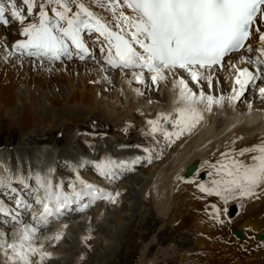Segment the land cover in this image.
I'll return each instance as SVG.
<instances>
[{"label": "snow or ice", "instance_id": "6c2138e0", "mask_svg": "<svg viewBox=\"0 0 264 264\" xmlns=\"http://www.w3.org/2000/svg\"><path fill=\"white\" fill-rule=\"evenodd\" d=\"M20 4L0 0V25L11 21L21 25L23 39L13 45L10 56L30 59L40 67L74 58L84 61L95 58L86 40L95 37L109 69L130 70L137 83H145L147 78L157 86L173 77V90L178 89L174 104L178 106L173 113L148 121L150 134L155 137L161 133L169 144L191 134L204 119V112L210 113L214 105L224 106V96L206 94L202 87L196 92L189 85L207 81L211 88L213 73L226 66L232 79V94L227 97L230 104L250 89L264 99V0H20ZM254 35L258 36L255 49L248 43ZM240 65H249L254 71ZM161 121L174 130L163 128ZM148 160L151 163V155ZM205 163L212 179L196 187L206 196L219 198L221 204H213L210 215L222 226L233 222L228 207L231 202H240L243 207L244 200L264 196V141L229 148L214 162ZM94 167L99 175L114 179L116 169L125 168L126 163L107 158ZM35 180L37 187L29 195L35 193V204L40 206L39 214H32L37 224L17 219L19 212L12 216L20 227L18 239H0L6 264H32L31 257L36 255L40 264L50 258L42 246L33 243L39 228L47 226L50 218L65 211H84L101 199L115 203L111 193L79 175L81 188L77 191L72 184L70 193L46 178L36 176ZM19 182L28 187L22 179ZM0 187L8 185L0 179ZM11 191L16 193L15 188ZM74 204L78 205L75 209ZM16 206L24 211L33 208L24 199H17ZM0 213L10 214L2 202ZM54 238L59 241L62 236L58 233Z\"/></svg>", "mask_w": 264, "mask_h": 264}, {"label": "bare ground", "instance_id": "6f19581e", "mask_svg": "<svg viewBox=\"0 0 264 264\" xmlns=\"http://www.w3.org/2000/svg\"><path fill=\"white\" fill-rule=\"evenodd\" d=\"M105 15H107V13H105ZM4 28H8V31H5ZM20 32L21 25L16 21H14L12 25L10 23L8 25H0V40L5 41L2 43L0 42V49L4 51V44L6 43L7 50L11 52L13 50V45L17 42V40L23 39V37L20 35ZM89 39L92 40H88V37H86V40L91 41V43H89L88 41L87 42L91 47L90 51L95 54L96 59L94 58L93 60L87 61L78 60V62H81L79 68L82 71L80 72L81 81L78 82L79 85L76 83L78 79L77 76H71V74L67 73V70H70L71 73H75V71H77L76 66H78V62L76 61L66 63L65 60L63 63L54 64L48 67H40L37 66L36 63H33L30 59H24L23 61H21L17 59V56H10L9 53L7 55H2L3 58L0 59V104L7 108L11 107L13 105V102H15L14 97H19L16 95V88H19L21 85L26 86V83H29V86L30 84H33L32 89L27 91L29 92V100L27 102L28 104L31 103L35 100V93L33 92V89L36 88V86L33 87L34 84L38 82V84H36L38 85L37 88L42 89V81L50 79V85L46 84L49 87H51L53 84H58L62 88H65V86L68 85L70 95L66 101L67 108H65L68 109L67 112L72 113V117L69 115L67 118V113L60 114L61 118L64 119L66 117V120H73L74 118L75 120L77 118L82 119V116H84V114L82 116H79L77 115L78 111L79 114H81L82 112H88L89 115H93L94 107H96L99 102H104L105 112H103V114L111 113L114 115V112L116 111V113L118 114H115V116H117V119L115 120L119 121H124L128 118L131 119L133 115L134 118H139L140 115L138 112L135 113V110L139 111L141 109L148 113L149 120H156L158 115L162 113H173L174 107L178 106L174 104L178 89L173 90V77L169 76L166 82L160 83L158 86L152 85L150 79L147 78L145 80V83H137L133 78L130 70L121 71L120 69H109L108 66L104 64L103 56L99 51V45L96 42L95 37ZM253 39L254 36L251 40L248 41V43H251ZM252 43L253 48L255 49V42L253 41ZM83 70H86L85 73H83ZM53 71H61V76L58 75L57 77H55L52 74ZM108 71L111 72L108 73ZM90 72H92L93 74L90 75ZM99 82H103V84L106 83L111 86L110 88H106L108 90L105 89L110 93L108 96L106 94H101V91L105 87L103 86V89L101 90L98 89V85H100ZM219 84L220 86L218 87ZM189 86L196 92H199L200 88L202 87L206 94H210L216 97L224 96V106L220 107L214 105L210 113L204 112V119L195 129L192 130L191 134L185 133L180 137V139H176L180 140L181 145L176 149L175 156L170 159L165 166H162L160 170L157 171V169L155 168L154 171L151 170V175L153 178H155L154 183L151 184V187L153 188V201L157 204V206L154 205L157 209L156 211L166 220L170 219L169 214H174V218L172 217L173 219L171 221L172 225L175 227L174 229L176 230L182 229L184 228V225H190L191 223H193L197 228V235L194 237H192V235L187 231L186 233L183 232L185 234H188L189 237L193 240L194 246L197 245L198 248H194L197 250V255H177L179 258V262L181 263L264 264V196H261L259 199H257V202H261V204L258 205V203L253 202L255 206H253V208L248 211L244 209V206H234L230 203L228 205L229 216L233 218V222L231 224L226 223L222 226L221 224H215V219H213L210 215L212 210L208 211L206 215L205 209L203 207L204 205L200 203L201 200L199 202L197 199L191 197L194 192L191 189H188L187 182L190 180L196 182L193 185V188H196V184L198 182L204 184L206 183L207 185L212 178L208 175V171L210 169L205 163L206 161L214 162L217 158H219L221 152L226 151L229 148L241 149L249 147L251 145L259 144L261 143V141H264V99H261L259 97L258 92L255 89H250L248 92H251V94H248L247 92L245 96L242 97L239 101L232 102L230 104L227 100V97L232 94V80L230 73H224V69L213 73V82L211 88L208 87L207 81H202L199 86L196 84H190ZM105 90H103L104 93L106 92ZM137 90H139V93L137 92ZM246 95L248 98L246 97ZM250 101L252 102L250 103ZM18 102L22 104L21 106H19L21 107L19 111L12 109L6 110V112L8 111L9 114H16V116H18L17 123L19 125V129L23 134H26V131H28L32 127L42 126L43 128L46 127V129H49V123L52 124L53 122H56V118L52 116L53 114H47L45 118L42 119H36L32 117L27 104L23 103V101L21 100ZM255 102L260 103L261 106H259V104L256 105ZM24 104L26 105V107H24ZM52 104V106H54L53 108L55 109L58 107L61 108V104L57 101L56 97H53ZM117 104L121 105V107L118 106L119 109H117L118 107L116 108ZM249 105H251V107H249ZM2 112L4 111L0 110V116L2 115ZM11 116L9 115V117ZM128 122L133 123L135 122V120L132 119ZM161 124L163 128L169 131L174 130L172 129L171 124L169 125L170 127H168V124H165L163 121H161ZM159 135H161V133L159 132L155 134V136ZM233 140H235V144H232ZM91 141H94V139L92 138ZM67 143L68 145L70 144L69 141ZM109 147L111 151H114V146L110 144ZM164 147L166 149L169 148L167 145H164ZM67 153L68 157L70 158H72V155H74L70 151H68ZM123 153L126 155L122 160H119V162H125L126 167L122 169H116V172L118 173L116 178L125 174L129 175L134 171V169L137 171V168L135 166L141 165V163L148 160V156H146L145 154L140 153L134 154L133 156H127L129 154L128 152ZM9 154H0V163L3 165L4 169L3 174H0V179H2L8 186H14L17 191L20 190L22 194L23 192L26 194L29 189L33 190L37 187L35 180L36 176L43 175V178L51 181H53L54 179L59 180L62 186L65 187L70 181V170L80 173L79 169H81L84 165L88 168L91 166L92 168L96 163L108 158L98 153L97 155L99 156L94 157V159H98L97 161H95L94 159L89 161V158L86 157L87 160L82 161L81 159L80 162L73 164L74 166L71 169L69 167L70 165L72 166V163H70V165L66 164V166L61 168L60 170H58L59 167L56 164L57 161H52L51 168L49 167V170L48 168L47 170L41 171L39 169V172H37L34 177H29L28 183H31V185H28L24 181L28 185V187L25 188L24 184L18 182L22 179V176L20 175L17 167H14V169L10 171L8 168L10 165L6 166V161L10 158H13L12 154L11 157L8 156ZM14 158L18 159L17 157ZM74 159L72 162H74ZM47 171L48 173L45 174ZM66 173L68 174V176L65 175ZM48 174L50 175L48 176ZM181 174L182 179L180 177ZM96 175H99L98 172L96 173ZM99 176L103 177L101 175ZM49 177L51 178L49 179ZM114 179L112 180L114 181ZM130 179H132V181L134 182L136 181L134 177ZM158 179L160 181H158ZM180 179L181 181H179ZM22 180H25V178L23 177ZM95 182L102 184L103 181L95 180ZM89 183L92 184L91 182ZM115 185L116 184H114L113 186L107 185V187L109 189H113ZM123 187L125 186L123 185ZM3 190L8 189L7 187H0V197L8 199L11 194L7 193L6 195H4ZM65 191L70 193L72 190L66 189ZM106 192H108V190ZM181 193L186 194L188 205L192 208L193 214H195L190 215V217L186 220L185 218L189 215L187 214V212L181 214L177 213V210H179L181 206H184L183 200L177 202L176 204H173V201H175L176 197ZM26 196H29V194H27ZM210 198L216 204H221L219 198L215 196H210ZM84 202L87 201H83L82 203ZM96 204L97 201L90 206L93 207L96 206ZM77 207L78 205H72L73 209ZM125 208L127 207L125 206ZM80 212L82 211H65L63 215H60L58 218H54L55 221L52 220V223L48 227H40L39 231L35 234L33 243L38 247L42 246L43 248H50L51 245L60 242L62 239H65L62 238L57 241L54 237L58 233L61 234V236L63 235L62 227H64L65 225H75V222L77 224L78 220H75L74 222L70 221L71 219H73V217L70 215ZM238 212L239 215H237ZM82 215L85 218L89 217L90 215H92V217L95 216L93 214V209L86 211V213L84 214L81 213V215L76 214V218L80 219V217L82 218ZM17 219L23 220L24 223L33 225L37 224L36 221L29 219L25 215H19ZM207 219L210 220L208 224L204 223V221ZM89 221H91V219ZM78 223V225H84L88 222L80 221ZM1 224L3 225V228ZM58 226H60V228ZM19 227L20 226L15 224L13 220H8L4 215L0 213V234H3L5 232V239H7L9 242L14 239H18L16 233L18 232ZM246 227H249L250 229H247ZM102 228H104V232H106V227ZM68 231L69 229L67 230V232ZM191 233L193 234L194 232ZM160 253V257L155 256L153 259H147L146 251L143 250L138 264H154L159 258H165L167 256L166 251H160ZM2 254L3 250H0V258Z\"/></svg>", "mask_w": 264, "mask_h": 264}, {"label": "rangeland", "instance_id": "374dc122", "mask_svg": "<svg viewBox=\"0 0 264 264\" xmlns=\"http://www.w3.org/2000/svg\"><path fill=\"white\" fill-rule=\"evenodd\" d=\"M13 22L14 21H11L10 24L12 25ZM89 38L88 40H92ZM0 42L2 43L5 41L0 40ZM88 42L91 43V41ZM4 46V51L0 49V59L3 58L2 55H7L9 53L6 43L4 44ZM93 59L94 58L90 57L85 61ZM73 61L78 62V59L66 60L65 62L71 63ZM59 63L61 62H56L55 64ZM80 63L81 62L79 61L78 66H76L77 71H75V73H71L70 70H67V73L71 74V76H77L78 79L76 83L78 85V82L81 81L80 72H82L79 68ZM85 71L83 70V73H85ZM109 72L111 71H108V73ZM61 73V71L52 72L55 77H57L58 75L61 76ZM91 74L93 73L90 72V75ZM42 82V89L37 88L38 85L36 84H38V82L33 86H36V88L33 89V92L35 93V100L33 102L29 104L27 102L29 100V92L27 91L32 89L33 84H30L29 86V83H26V86L21 85L19 87L20 89L16 88V95L19 97H14L15 102H13V105L11 107L7 108L0 104V110L4 111L0 116V154L6 155L10 153L8 155L10 157L12 154L13 158H10L8 159L9 161H6V166L10 165L8 167L10 171L13 170L14 167L16 168L17 166H19L20 170L24 173H26L28 169L30 176L34 177L32 175H35L37 172H39V169L41 171L45 167H49L50 163L52 164V161H57L56 164L59 167L58 170L65 167L66 164L70 165V163H72L73 167V164L80 162L81 159L82 161H84L89 158L90 161L93 160L94 157L99 156L97 154L100 152V148L110 150V144L115 148L112 154L120 151L119 157H124L126 154H124L123 152H128L129 154L127 156H133L134 154L141 153L145 154L149 158L150 155H152L154 152H157V155L154 157V159L153 157L151 158V163H149L148 160L139 167L135 166L137 168V171L134 169V171L129 175H122L118 178H115L114 181L112 180V184H107L109 186H113L114 184H116L113 189H111V193L116 196L114 197L115 203H111L108 200L99 201L96 206L90 207L80 213H76L77 215H81V213L84 214L86 213V211L93 209V214L95 216L92 217V215H90V218L87 217L89 219L83 217V215L82 218L80 217V219H77L76 214H71L70 216H72L73 219H71L70 221L74 222L75 220H78L77 224L75 222V225L73 224L74 226L68 224L66 227H62V238L65 239H62L60 242L51 245L50 248H42L45 251L50 250V258H45L42 264H138L143 250L146 251L147 259H153L155 256L160 257V251H166L167 256L165 258H159L154 264H185L179 262L178 256L180 254L183 256L197 255V250L194 249L198 248L197 245L194 246L193 240L189 237L188 234H185L187 231L192 235V237L196 236L197 228L195 227V225L191 223L190 225H184V228L181 227L182 229H174L175 227L172 225L171 221L174 218V214H169L170 219H164V217L156 211L157 209L155 206H157V204L153 201V188L151 187V184L154 183L155 178L152 177L151 170H160L162 166H165L166 163H168V161L175 156L176 149L181 145L180 140H175V143L169 144L167 141H165L164 138H161L163 137L162 135L154 137L152 134H150V125L148 124L149 116L148 113L142 109L139 111L135 110V113H139V118H134L133 115L131 119L128 118L124 121L115 120L117 119V116H115V114H118L116 113V111L114 112V115L107 112V114H103V112H105L104 102H99V104L94 107L93 115H89L88 112H82L81 114H79L78 111L77 115L82 116L84 114V116H82V119L76 117L78 120H75V118L73 120H66V117L68 118L69 115L72 117V113L67 112L68 109H66V101L70 95L68 85L65 86V88H62L58 84H53L51 87H49L48 85H50V79ZM99 84L100 85H98V89L100 90L103 89V86L105 87L103 90H105L107 87H111L106 83L103 84V82H99ZM103 90L101 91V94H106L107 96L110 94L106 91L108 89L105 90V93L103 92ZM53 97L57 98V101L61 104L62 109L60 107L56 109L53 108ZM17 99L18 101L21 100L23 101V103L27 104L32 117L36 119H42L45 118L47 114H53L52 116L56 118V122H53L52 124L49 123V129H46V127L43 128L42 126L32 127L31 129L26 131V134H23L19 129V125L17 123L18 116H16V114H9L8 111L6 112V110L12 109L19 111V109L21 108L19 106H21L22 104L19 103ZM251 102L252 101H250V103ZM255 103L256 105L259 104V106H261L260 103ZM118 106L121 107L120 104H117L116 108ZM24 107H26L25 104ZM117 109H119V107ZM61 113H67L64 119L61 118ZM9 115H12V118L9 117ZM132 119L135 120V122L129 123L128 121ZM82 128L85 129L82 130ZM76 130L81 133H83V131L91 132V130H94L95 134L103 130H108L109 134H107V136L104 138H102V136H100L99 134H96L97 137H100V140L91 141L93 137H86L78 134ZM77 134L78 136H76ZM85 140L91 141L90 144L93 146L88 147L85 143ZM68 141L70 142V146L67 143ZM137 145H139V147H137ZM164 145H167L169 148L166 149ZM40 146L42 147L39 148ZM144 149H148V151L141 152ZM68 151L72 152L75 156L72 155V158L68 157ZM14 152H16V154ZM14 157H17L18 159H15ZM73 159L74 162H72ZM25 162H31L35 166L29 164L27 168L25 166L27 165V163ZM84 166L79 169L80 172L83 170L79 174V177L84 178L90 176V171L88 169H91V166L89 168L87 166ZM0 168V174H3L4 169L1 163ZM50 168H48V170ZM47 173L48 171L45 174ZM65 175L68 176L67 173ZM133 177L136 180L135 182L130 179ZM180 177L182 179V174L180 175ZM181 179L179 181H181ZM109 181L112 182L111 180ZM158 181L160 180L158 179ZM95 183L99 184L98 182ZM195 183L188 182V189H191L194 192L191 196L192 198L197 199L199 202L201 200L200 203L204 205L203 207L205 209V214L207 215V212L212 210L211 206L216 203L210 198V196H206L204 193H201L197 187L193 188V185ZM27 184L31 185V183ZM123 185L125 187H123ZM107 190H109L108 187ZM177 197V201H173V204H176L177 202L183 200L184 205L181 206L179 210H177V213L181 214L187 212V214L189 215L185 218V220L188 219L190 215H195L193 214L192 208L188 205L186 194L181 193ZM253 202L258 203V205L261 204V202H257V199L244 200L242 202L244 209L248 211L253 208V206H255ZM231 204L234 206H239L240 202L233 201L231 202ZM125 206L127 208H125ZM96 211L99 212L100 217L98 216V212ZM237 215H239V212L237 213ZM90 219L91 221H89ZM80 221L91 223L78 225V222ZM209 221L210 220L207 219L204 221V223L208 224ZM215 224L219 223H217L215 220ZM58 227L60 228V226ZM102 227H106V232H104V228ZM246 228L250 229L249 227ZM68 229L69 231L67 232ZM191 232L194 233L192 234ZM31 260L32 264H40L39 256H34L33 258H31ZM0 264H6V258L4 259L3 257H1Z\"/></svg>", "mask_w": 264, "mask_h": 264}]
</instances>
